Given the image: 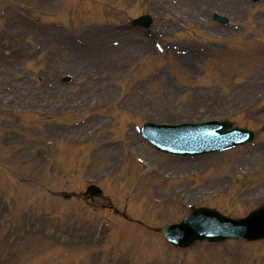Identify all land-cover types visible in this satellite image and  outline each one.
Returning a JSON list of instances; mask_svg holds the SVG:
<instances>
[{
    "label": "rangeland",
    "instance_id": "1",
    "mask_svg": "<svg viewBox=\"0 0 264 264\" xmlns=\"http://www.w3.org/2000/svg\"><path fill=\"white\" fill-rule=\"evenodd\" d=\"M143 13L153 29L131 27ZM224 118L254 142L175 158L135 128ZM263 122L264 2L0 0V264H264V240L154 230L264 203ZM90 182L103 198L61 195Z\"/></svg>",
    "mask_w": 264,
    "mask_h": 264
},
{
    "label": "water",
    "instance_id": "2",
    "mask_svg": "<svg viewBox=\"0 0 264 264\" xmlns=\"http://www.w3.org/2000/svg\"><path fill=\"white\" fill-rule=\"evenodd\" d=\"M262 213L263 209H259L253 214L262 217ZM205 214L207 216H202L201 213H197L179 225L167 226L164 229L168 233L172 232L171 240L180 244H183L182 240L188 242L191 238L202 235H208L207 238H218L217 236H211L214 233V226L218 225V222L214 219V217L218 218V215L212 211H205ZM263 228L264 223L260 226V229Z\"/></svg>",
    "mask_w": 264,
    "mask_h": 264
}]
</instances>
